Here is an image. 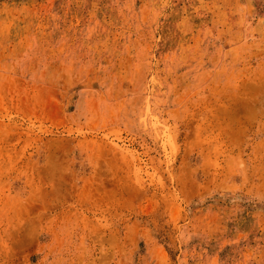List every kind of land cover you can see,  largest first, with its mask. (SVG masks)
<instances>
[{"label": "rangeland", "instance_id": "rangeland-1", "mask_svg": "<svg viewBox=\"0 0 264 264\" xmlns=\"http://www.w3.org/2000/svg\"><path fill=\"white\" fill-rule=\"evenodd\" d=\"M0 264H264V0H0Z\"/></svg>", "mask_w": 264, "mask_h": 264}]
</instances>
